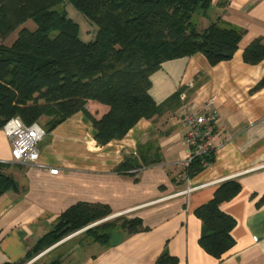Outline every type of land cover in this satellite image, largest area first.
<instances>
[{
  "label": "crops",
  "instance_id": "crops-1",
  "mask_svg": "<svg viewBox=\"0 0 264 264\" xmlns=\"http://www.w3.org/2000/svg\"><path fill=\"white\" fill-rule=\"evenodd\" d=\"M210 3L194 18L199 30L220 19L244 36L228 61L211 66L195 54L166 61L152 74L154 101L163 104L181 90L186 99H180V108L141 120L124 138L102 147L93 125L78 112L44 138L35 164L14 163L11 141L0 129V163L10 165L6 173L18 185L17 192L0 197V264L22 262L56 219L79 202L105 204L112 216L140 218L146 229L134 235L115 232L107 246L77 244L79 251L67 256L69 264H156L165 252L177 264H264V61L249 65L243 60L251 42L264 41V0ZM207 103L218 119L211 140L214 161L188 178L181 165L189 151L187 130L176 119L201 112ZM87 108L96 118L108 110L94 102ZM140 146L145 157L158 153L161 162L135 177L117 174L126 157H139ZM231 180L241 190L220 209L236 221L235 245L218 260L199 245L202 222L195 211Z\"/></svg>",
  "mask_w": 264,
  "mask_h": 264
},
{
  "label": "trees",
  "instance_id": "trees-1",
  "mask_svg": "<svg viewBox=\"0 0 264 264\" xmlns=\"http://www.w3.org/2000/svg\"><path fill=\"white\" fill-rule=\"evenodd\" d=\"M210 4V0H0V129L19 118L27 126L44 122L48 135L82 112L102 147L124 138L141 120L180 108L181 90L163 104L154 101L152 74L166 61L195 54H202L211 66L228 61L244 36L243 30L220 19L199 30L194 18L204 15ZM65 5L73 6L95 28L88 41L81 39L80 26L68 16ZM30 21L34 29L27 26ZM14 33L16 38L7 44ZM243 60L249 65L264 61V41L251 42ZM90 102L106 106L107 112L96 118L87 108ZM156 154L149 159L140 146L138 158L126 157L114 171L135 177L161 162ZM213 161V151L195 156L186 170L188 178ZM9 168L0 163V197L18 191L14 177L6 173ZM240 190L237 181L224 182L195 211L202 222L199 245L218 260L234 247L231 233L236 226L220 205ZM112 215L105 204L79 202L69 207L26 253L24 263L82 230L84 240L107 246L115 232L134 235L146 229L140 218L127 216L90 227ZM49 264H62V259ZM156 264L177 261L165 252Z\"/></svg>",
  "mask_w": 264,
  "mask_h": 264
},
{
  "label": "built area",
  "instance_id": "built-area-1",
  "mask_svg": "<svg viewBox=\"0 0 264 264\" xmlns=\"http://www.w3.org/2000/svg\"><path fill=\"white\" fill-rule=\"evenodd\" d=\"M180 99L185 101V95H180ZM211 106V103H207L201 112L189 111L176 119L187 130L184 144L188 147L189 151L181 164L185 170L188 169L195 156L208 155L213 151L211 140L218 119L217 112L212 111ZM2 130L11 141V156L14 163L35 164L38 162L40 158V144L47 136L45 129L40 124L35 123L27 126L19 118H13L5 124ZM52 173H57V170H52ZM53 248H50V250ZM42 256L36 257L25 264H34Z\"/></svg>",
  "mask_w": 264,
  "mask_h": 264
},
{
  "label": "rangeland",
  "instance_id": "rangeland-1",
  "mask_svg": "<svg viewBox=\"0 0 264 264\" xmlns=\"http://www.w3.org/2000/svg\"><path fill=\"white\" fill-rule=\"evenodd\" d=\"M65 9L68 13V16L80 26V37H81V39L84 41H88L91 38V35L93 34V29H95V28L91 27L89 22L73 6L65 5ZM27 26L30 29H34L35 24L30 21L27 23ZM16 35H17V33H14L7 40V44H10L16 38ZM39 124L44 128V122H40ZM82 232L83 231L77 232V233L69 236L68 238H66V240L69 238H70V240L67 243H65L64 245H62L60 248L55 249V250L49 252L48 254L45 253L46 255L42 256L40 258V260L37 261V264H49L55 258H61V259L63 258L62 264H69V258H68V257H70L69 253H71V251L74 249L79 251V248H77V244H79L80 242L82 244L83 243L84 244L92 243L89 240L86 241L83 239L84 235Z\"/></svg>",
  "mask_w": 264,
  "mask_h": 264
},
{
  "label": "water",
  "instance_id": "water-1",
  "mask_svg": "<svg viewBox=\"0 0 264 264\" xmlns=\"http://www.w3.org/2000/svg\"><path fill=\"white\" fill-rule=\"evenodd\" d=\"M116 217H118V216H111V217H109V218H107V219H105V220H103V221H101V222H98V223H96V224H94V225H92V226H90V227H93V226H95V225H98V224H100V223H102V222H105V221H108V220H110V219H113V218H116ZM90 227H88V228H90ZM88 228H86V229H88ZM85 229V230H86ZM53 248V247H52ZM50 249H48V250H46L45 252H43L42 254H40L39 256H37V258L38 257H40V256H42V255H44L46 252H48ZM18 264H25L24 263V261H22V262H20V263H18Z\"/></svg>",
  "mask_w": 264,
  "mask_h": 264
}]
</instances>
